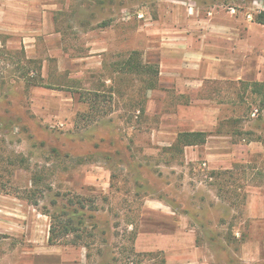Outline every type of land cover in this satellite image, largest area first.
<instances>
[{
    "label": "rangeland",
    "instance_id": "374dc122",
    "mask_svg": "<svg viewBox=\"0 0 264 264\" xmlns=\"http://www.w3.org/2000/svg\"><path fill=\"white\" fill-rule=\"evenodd\" d=\"M260 1L63 0L58 56L0 54V264H264L262 95L163 47L213 19L264 55ZM182 132L208 137L181 152ZM211 141L230 169L209 168ZM147 205L185 217L167 252L136 246ZM50 215L77 231L52 241Z\"/></svg>",
    "mask_w": 264,
    "mask_h": 264
},
{
    "label": "crops",
    "instance_id": "0c3cea01",
    "mask_svg": "<svg viewBox=\"0 0 264 264\" xmlns=\"http://www.w3.org/2000/svg\"><path fill=\"white\" fill-rule=\"evenodd\" d=\"M61 1L63 0H0V54L6 52L5 54L13 57L15 51L21 49L28 61L38 57L58 56L52 54L47 43L52 41L53 34H59L55 30L53 10ZM212 21L213 19L204 20L211 28L201 32L199 38L194 30L196 25L191 21L188 29H174L172 32L175 33L171 34L173 43H164L163 47L176 48L174 54L186 49L188 58L193 62L192 73L196 75L198 82L264 83V55L258 53L256 45L242 37L240 31L218 26ZM209 39L213 41L210 43ZM55 42L59 46L63 43L59 37ZM44 68L41 69L42 73L45 72ZM218 144L221 143L211 141L206 144V154L212 159L209 168L230 169L223 167L226 161L221 155L213 154L214 149L221 148ZM184 218L177 216L173 209L165 205H147L140 220L136 246L139 247L141 239L146 238L149 239L151 250L165 249L167 252V240L177 242L180 237L175 234L176 231L187 226Z\"/></svg>",
    "mask_w": 264,
    "mask_h": 264
},
{
    "label": "trees",
    "instance_id": "16d2710c",
    "mask_svg": "<svg viewBox=\"0 0 264 264\" xmlns=\"http://www.w3.org/2000/svg\"><path fill=\"white\" fill-rule=\"evenodd\" d=\"M257 23L264 25V12H261L257 17ZM131 65L132 70L138 71V73H146L149 74L151 72L150 65H144L136 62L129 63ZM149 66V67H148ZM41 85V83H39ZM252 87V93L262 95V104L264 105V83L253 82L250 84ZM156 86L155 83L150 85V88H154ZM208 134L205 132H182L178 135L175 143L173 144L172 148H178L181 152H183L184 148L187 146H196L199 144H205L207 140ZM74 214H79L77 210H75ZM52 219V226H51V239L54 241L59 235H69L71 233L76 232L77 230L74 229L75 227L72 226L71 221L68 223L60 224L59 226L56 225L53 221L56 220V217L50 215ZM82 220V219H80ZM51 241V240H50Z\"/></svg>",
    "mask_w": 264,
    "mask_h": 264
},
{
    "label": "built area",
    "instance_id": "2783aa9c",
    "mask_svg": "<svg viewBox=\"0 0 264 264\" xmlns=\"http://www.w3.org/2000/svg\"><path fill=\"white\" fill-rule=\"evenodd\" d=\"M258 7L262 8V11L260 12H264V0H261L260 2L256 3Z\"/></svg>",
    "mask_w": 264,
    "mask_h": 264
}]
</instances>
